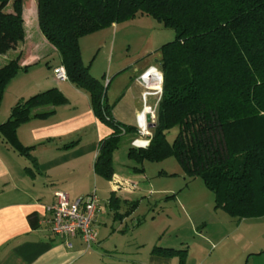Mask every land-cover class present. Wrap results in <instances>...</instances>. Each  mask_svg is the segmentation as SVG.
I'll return each instance as SVG.
<instances>
[{
	"label": "trees",
	"instance_id": "1",
	"mask_svg": "<svg viewBox=\"0 0 264 264\" xmlns=\"http://www.w3.org/2000/svg\"><path fill=\"white\" fill-rule=\"evenodd\" d=\"M36 3L40 31L59 51L68 81L89 93L95 115L113 130L99 143L94 164L99 177L113 180L114 154L138 130L113 117V106L106 101L107 87L84 64L80 40L139 14L147 15L174 30L176 37L159 49L162 97L149 145L129 148V158L137 164L134 170L144 172L145 162L175 157L187 176L200 178L214 194L216 209L238 221L264 217V0ZM25 6L26 0H0V56L25 42ZM24 53L0 66V109L8 85L31 67L23 65ZM66 103L56 88L20 100L0 124V135L15 151L31 158L34 147L21 144L18 129L32 119L48 118ZM175 128L178 134L170 142L168 133ZM112 198L114 205L119 202ZM138 205L139 201L129 203L125 215ZM30 221L37 228V216L32 215ZM152 253L178 257L181 264L188 257L187 247L155 246Z\"/></svg>",
	"mask_w": 264,
	"mask_h": 264
},
{
	"label": "crops",
	"instance_id": "2",
	"mask_svg": "<svg viewBox=\"0 0 264 264\" xmlns=\"http://www.w3.org/2000/svg\"><path fill=\"white\" fill-rule=\"evenodd\" d=\"M24 19L27 34L25 42L19 49L0 56V66L25 50L23 65L31 67L27 71H20L8 85L0 111L6 109L4 114L8 116L7 121L12 108L20 100L54 88L67 98V103L56 108L55 113L48 118L32 119L18 129L21 144L34 147L31 158L15 151L0 135V264H181L178 257H163L152 253L153 248L162 242L163 235L158 230L153 231L154 236L150 243L148 242V249L147 243L141 245L137 241L135 245L132 244L130 237L135 234L141 223L137 221L136 226L130 225L137 209L130 215L125 214L129 211V203L135 202L129 196L135 193L139 185L128 181L129 178L115 170L113 180L107 181L110 184V195H99V181L103 178L95 173L94 164L100 141L111 135L113 130L95 115L89 93L69 81H57L54 74L45 78L36 77V73L42 71V63L49 58L56 62L53 69L62 65L61 55L40 31L36 1L33 0L29 7L25 6ZM110 31L105 29L81 38L84 64L83 42L87 43L85 48L88 51L98 35ZM109 48L113 59L115 43ZM93 65H89L90 71ZM122 66L124 64L121 62L112 69L111 61L106 101L113 106L112 115L115 120L136 127L135 119L141 110L143 92V87L137 79L153 65L134 68L136 73L134 77L130 76V79H125L128 67ZM20 73H23L24 77L34 75L27 81ZM92 75L96 76L94 73ZM16 82L18 83L15 84ZM110 90H113L111 97ZM8 97H11V102L7 100ZM127 138V151L130 147H147L150 143L149 138L140 137L138 134ZM71 143L76 145L65 149V146ZM118 150L114 154V160ZM127 158L130 160L128 152ZM128 183L135 184L136 187L131 188ZM56 190L66 192L72 200L85 198L96 192L99 198V212L94 225L98 233V243L91 249L87 250L80 238L74 239L72 248H68L63 239L53 235L44 224L46 207L54 204ZM112 196L119 199L115 205L112 203ZM32 215L37 216V228L31 224ZM263 218L238 221L237 229L240 231L243 223L250 225L249 221ZM190 225L192 232L201 239V243L203 241L204 244H223L228 239L222 235L217 241V237L213 238L205 233V230L201 231L193 221ZM203 226L207 227V224ZM140 246L145 248L141 249ZM161 246L173 248L170 247L172 245ZM215 246L213 243V247ZM186 247L188 257L185 264H214L211 261L212 255L208 254L204 246L193 241L191 245L187 243Z\"/></svg>",
	"mask_w": 264,
	"mask_h": 264
},
{
	"label": "rangeland",
	"instance_id": "3",
	"mask_svg": "<svg viewBox=\"0 0 264 264\" xmlns=\"http://www.w3.org/2000/svg\"><path fill=\"white\" fill-rule=\"evenodd\" d=\"M32 2L33 0H26V5L29 7ZM11 9L9 7L8 12ZM108 29L111 31L98 35L96 42L89 47L88 51L85 48L87 43L83 42L85 65L91 67L92 63L94 64L91 68L92 73L107 89L111 61L112 69L121 62L124 64L122 67H128L125 71V79H130V76L134 77L136 67L143 68L150 65L159 67L156 62L161 58L159 49L174 41L176 37L174 30L165 28L154 17L141 14ZM113 42L115 51L112 59L109 47ZM54 65L56 62L53 58L45 60L42 63V71L37 72L36 77L50 76L53 74ZM20 74L22 78H27V81L34 75L24 77L23 73ZM112 91L109 92L110 97ZM7 100L11 102V97ZM140 108L142 109V106ZM5 110L0 111V124L4 123L8 117L4 114ZM135 125H137L136 119ZM177 134L178 128L171 130L168 133V140L173 142ZM128 140L127 137L123 140L115 157L114 167L117 173H122L129 178L128 181L139 185L135 193L129 196L139 201L130 225L136 226L137 221L141 223L135 234L130 237L133 245L137 241L140 244L147 243L146 249H148L150 247L148 242L150 243L154 236L153 231L158 230L163 235L162 245H172L170 247L173 249H183L187 243L191 245L194 241L204 246L208 254L212 255L211 261L214 264H264V218L249 221L250 225L243 223L239 231L238 220L231 218L223 210L216 209L214 194L205 187L200 178L194 179L187 176L175 157L158 162H145L144 172L133 171V167L137 164L127 158ZM99 182H101L98 186L99 195L109 196V182L104 179ZM92 189H95L94 184ZM192 221L201 231L205 230V233L212 235L213 238L217 237V241L222 235L228 239L223 244H217V242L204 244L203 241L202 244L201 239L191 230ZM204 224H207V227L203 226ZM169 227L171 228L168 229ZM139 248L144 249L145 246Z\"/></svg>",
	"mask_w": 264,
	"mask_h": 264
},
{
	"label": "built area",
	"instance_id": "4",
	"mask_svg": "<svg viewBox=\"0 0 264 264\" xmlns=\"http://www.w3.org/2000/svg\"><path fill=\"white\" fill-rule=\"evenodd\" d=\"M53 74L59 82L68 81L66 69L62 65L55 67ZM137 82L143 87L142 109L136 116L137 134L143 138H151V126L156 124L158 105L162 97L163 74L158 67L152 66L140 74ZM128 184L131 188L136 187L135 184ZM54 199V204L46 207L47 216L43 221L52 234L61 237L68 248H72V241L76 238L82 240L87 250L98 243V233L94 225L99 212L96 192L85 198L72 200L66 192L56 190Z\"/></svg>",
	"mask_w": 264,
	"mask_h": 264
},
{
	"label": "water",
	"instance_id": "5",
	"mask_svg": "<svg viewBox=\"0 0 264 264\" xmlns=\"http://www.w3.org/2000/svg\"><path fill=\"white\" fill-rule=\"evenodd\" d=\"M155 126H156V124H153V125L151 126V128H155Z\"/></svg>",
	"mask_w": 264,
	"mask_h": 264
}]
</instances>
